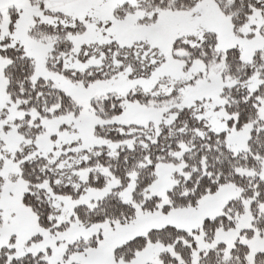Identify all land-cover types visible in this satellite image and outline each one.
<instances>
[{
	"label": "snow or ice",
	"instance_id": "6c2138e0",
	"mask_svg": "<svg viewBox=\"0 0 264 264\" xmlns=\"http://www.w3.org/2000/svg\"><path fill=\"white\" fill-rule=\"evenodd\" d=\"M0 264H264V0H0Z\"/></svg>",
	"mask_w": 264,
	"mask_h": 264
}]
</instances>
